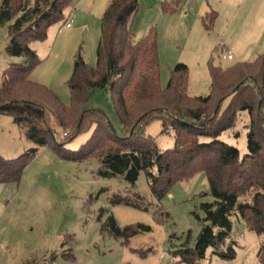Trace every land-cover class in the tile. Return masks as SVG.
Instances as JSON below:
<instances>
[{"label":"trees","instance_id":"16d2710c","mask_svg":"<svg viewBox=\"0 0 264 264\" xmlns=\"http://www.w3.org/2000/svg\"><path fill=\"white\" fill-rule=\"evenodd\" d=\"M73 1H0V26L7 25L9 36L5 52L21 58L4 71L0 115L10 116L32 144L18 157L0 156V183L18 184L24 167L42 148L64 161H96L97 176L122 177L130 185L144 172L158 201L172 185L203 172L213 201L201 204L204 217L196 216L201 228L193 246L171 251L168 264H198L209 248L218 258L233 260L237 243L231 236V216L242 220L249 231L264 234V50L251 62L224 68L215 66L210 58L211 82L206 95H188V67L183 63L173 66L162 87L156 28L136 40L130 22L138 0H110L100 15L95 63H87L81 48L77 49L66 80L69 102L63 104L54 91L30 80L28 74L39 63L31 44L44 40L48 28L64 20ZM182 2L164 0L161 11L174 13ZM206 16L211 18L203 26L210 31L216 14ZM105 89L121 123L119 134L103 111L87 107L89 95ZM240 112L249 117L243 156L218 138L235 125ZM155 119L161 121V133L172 129L171 148L160 150L154 137L145 132ZM85 132L89 133L85 142L77 150L69 149L68 144ZM109 203L143 211L149 207L137 193L114 195ZM147 231L150 227L143 224L121 228L112 215L100 225L101 233L125 240ZM70 250L62 252L65 260L73 259ZM46 260L45 256L30 258L23 264H45ZM257 261L264 264L263 243Z\"/></svg>","mask_w":264,"mask_h":264},{"label":"rangeland","instance_id":"374dc122","mask_svg":"<svg viewBox=\"0 0 264 264\" xmlns=\"http://www.w3.org/2000/svg\"><path fill=\"white\" fill-rule=\"evenodd\" d=\"M162 1L138 0L137 12L130 22L136 40L144 37L151 27L156 28L162 87L167 84L173 66L183 63L188 67V95H206L211 82L207 64L210 58L215 66L224 68L251 62L264 50V0H183L180 8L171 14L161 11ZM108 2L92 0L88 11L80 13L71 4L64 20L50 26L44 40L31 44L39 63L28 78L46 85L63 104L69 102L66 80L72 72L77 49L81 48L87 63H95L100 15ZM201 4L211 5L209 13L217 8L225 11L219 19L216 17L210 31L203 26V22L209 24L210 16L199 19L192 15L193 11L188 16L184 14L189 7L198 10ZM70 19H73L72 28L64 29V23ZM8 42L7 25L0 26V83L5 69L21 61L6 54ZM227 53L232 59L222 57ZM226 103L227 100L222 106ZM87 107L103 111L112 130L120 133L121 123L108 89L92 92ZM248 124L247 113L240 112L235 125L223 130L218 138L235 146L243 156L247 152ZM161 130L159 119L145 128L157 147L166 150L173 146V132L171 128L165 133ZM88 136L87 132L78 135L68 148L77 150ZM29 147L32 144L12 118L0 115V156L15 158ZM97 169L96 161H64L42 148L24 167L18 184L0 183V264H23L42 256L47 259L45 264H168L172 261L171 251L193 246L201 228V220L196 216L204 217L201 204L213 201L203 172L172 185L158 201L150 192L144 172L130 185L122 177L101 178L96 174ZM133 193L149 205L147 211L109 203L114 195ZM109 215L121 228L143 224L150 231L127 240L103 234L100 225ZM231 221V236L237 243L235 258L222 260L209 248L198 264H259L257 250L264 244V234L249 231L236 216H231ZM69 248L73 259L65 260L61 255Z\"/></svg>","mask_w":264,"mask_h":264},{"label":"crops","instance_id":"0c3cea01","mask_svg":"<svg viewBox=\"0 0 264 264\" xmlns=\"http://www.w3.org/2000/svg\"><path fill=\"white\" fill-rule=\"evenodd\" d=\"M93 1H97V0H93ZM99 1H101V0H99ZM90 2H92V0H74V2L72 3V5L75 6V8H79V10L77 11V13H80L81 11H88V7L90 5ZM185 4H186V2H185ZM185 4H184V6H185V9H186L187 8L186 7L187 5H185ZM72 5H70V6H72ZM210 7H211L210 4L209 5H203V4H201L198 7V10L196 8H194V10H193L192 7H189L188 10H185L184 14H185V16H188L189 11H193L192 12L193 13L192 15L194 17H196V18L199 17V19H200V17H202L203 15H207L209 13V9L208 8H210ZM93 8H94V5L91 6V10ZM228 9H229V7H228ZM211 12H214L216 14L217 19H219L222 16V13L225 12V11L223 10L221 12V10L219 8H217V11H211ZM216 17H215V19H216ZM70 20H71V26L69 28H67V29H71L72 28V21H73V19H70ZM214 22H215V20H214ZM228 23H230V22L228 21ZM222 49L223 48L221 47V50Z\"/></svg>","mask_w":264,"mask_h":264},{"label":"built area","instance_id":"2783aa9c","mask_svg":"<svg viewBox=\"0 0 264 264\" xmlns=\"http://www.w3.org/2000/svg\"><path fill=\"white\" fill-rule=\"evenodd\" d=\"M70 26H71V20L65 22L63 28H64V29H67V28H69ZM222 57H223L224 59H228V60L232 58V56H231L230 53L223 54Z\"/></svg>","mask_w":264,"mask_h":264}]
</instances>
